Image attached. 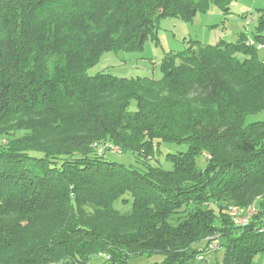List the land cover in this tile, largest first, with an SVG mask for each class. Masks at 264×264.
<instances>
[{
    "label": "trees",
    "instance_id": "16d2710c",
    "mask_svg": "<svg viewBox=\"0 0 264 264\" xmlns=\"http://www.w3.org/2000/svg\"><path fill=\"white\" fill-rule=\"evenodd\" d=\"M232 1L0 0V264L96 253L107 264L143 254L188 264L221 248L200 238L229 217L225 204L256 197L243 231L223 234V264L264 253V121L245 122L264 111L262 51L247 45H264V3L252 38L199 45L178 65L166 57L160 81L87 74L106 52L140 50L161 20ZM242 86L255 88L251 107L232 92ZM162 143L187 145L165 155L170 170L155 157ZM206 152L216 159L202 168ZM84 204L100 211L95 221Z\"/></svg>",
    "mask_w": 264,
    "mask_h": 264
},
{
    "label": "rangeland",
    "instance_id": "374dc122",
    "mask_svg": "<svg viewBox=\"0 0 264 264\" xmlns=\"http://www.w3.org/2000/svg\"><path fill=\"white\" fill-rule=\"evenodd\" d=\"M263 3L264 0H233L229 6V11H222L221 8L210 3L203 10H199L196 15L190 19H163L160 21L159 29L156 31L155 37L148 35L140 50L106 52L94 66L88 69L87 74L89 76L101 73L109 74L118 80L148 79L160 81L163 78L162 64L166 57H171L172 62L178 65L180 63V54L185 53L189 49H196L199 45L213 46L219 42L236 44L242 35H245L247 38H252L257 29L258 10L262 7ZM259 57L260 59L263 58L261 52ZM239 58L241 59L242 56H239ZM253 89L255 88H246L242 86L233 88L232 92L240 93L244 105L246 107H251L252 101L256 100ZM256 121H264V111L249 115L245 120L246 123ZM186 149V144H160L158 152L155 154L158 165L164 170H170L172 165L169 161L165 160V155L168 153L175 154L185 152ZM225 150L228 151L227 148H225ZM219 154L221 155V153ZM219 154L217 156H219ZM228 156L231 155H226L223 158ZM106 157L108 160L115 163L137 165V156L130 152L119 154L107 152ZM205 158L210 159L208 152L202 155V158L198 160V162L202 160L199 163L202 168L204 167ZM213 159H216V157ZM255 201H260V198L256 197L250 204L255 203ZM227 204L223 206V210L227 213H229L231 208H238L243 211L247 208L238 207L234 203ZM84 207V213L89 220L95 221V215H100V211L93 212L86 204H84ZM253 215L254 213L251 217ZM109 223L115 224L119 222L117 220H112ZM119 224H122V222ZM214 225L217 229H212L210 234L204 235L200 239H202L203 242L206 241L210 244L217 245L216 247L220 246L221 248L211 249L210 246L209 249H204L205 251L192 258L188 264H223L225 253L223 245L226 243V238H224L225 236L223 237V234H240L243 231L242 229L246 227L239 226L230 219V217H226L222 220V223L216 222ZM228 235H226V237ZM203 242L198 243L196 247H203V244H201ZM162 259L161 255L143 254L141 256L130 257L127 264H152L160 262ZM84 264L107 263L104 255L96 253L88 256ZM250 264H264V253L256 254L252 258Z\"/></svg>",
    "mask_w": 264,
    "mask_h": 264
},
{
    "label": "built area",
    "instance_id": "2783aa9c",
    "mask_svg": "<svg viewBox=\"0 0 264 264\" xmlns=\"http://www.w3.org/2000/svg\"><path fill=\"white\" fill-rule=\"evenodd\" d=\"M249 46H254L258 51H262L264 59V45L255 44L253 41L249 40L247 43ZM239 210L238 208H231L229 210L228 216L239 226H247L250 222L251 215L255 212V205L252 204L246 208L245 211Z\"/></svg>",
    "mask_w": 264,
    "mask_h": 264
}]
</instances>
